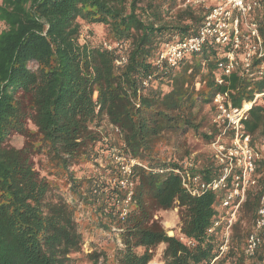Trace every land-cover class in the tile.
Listing matches in <instances>:
<instances>
[{"label":"trees","instance_id":"obj_1","mask_svg":"<svg viewBox=\"0 0 264 264\" xmlns=\"http://www.w3.org/2000/svg\"><path fill=\"white\" fill-rule=\"evenodd\" d=\"M184 2L0 0L5 26L0 31V264H75L84 240L77 218L80 204L92 206L98 225L120 236L108 264H149L161 244L162 264H244L247 258L264 264V239L255 256L244 254L264 191L263 155L257 160L258 185L248 191L222 254L226 222L209 231L218 219L219 193L192 196L173 171L153 174L137 167L132 202L122 216L120 202L113 203L112 197L122 200L124 192L107 182L119 178L112 162L103 168L106 180L99 175L82 179L74 170L97 162L110 144L152 167L186 169L192 163V174L205 181L220 175L212 149L211 160L200 164L190 154L167 158L161 147L190 131L210 145L219 131L204 130L209 119L201 116L203 107L211 104L215 115L218 93L242 106L264 93V78L240 69L225 75L219 62L227 60L230 46L213 41L177 65L159 69L163 45L174 35L196 34L203 23L204 8L184 7ZM258 17L264 36V11ZM85 26L93 31L104 26L106 37L82 42ZM121 49L128 60L119 66ZM260 62L255 59L253 65ZM263 102L264 96L259 97L245 120L246 137L257 153ZM103 119L119 129V144L106 138ZM13 135L24 137V145L11 146ZM36 156H43L38 167ZM176 207L180 225L171 236L155 215ZM88 256L99 264L106 254Z\"/></svg>","mask_w":264,"mask_h":264},{"label":"built area","instance_id":"obj_2","mask_svg":"<svg viewBox=\"0 0 264 264\" xmlns=\"http://www.w3.org/2000/svg\"><path fill=\"white\" fill-rule=\"evenodd\" d=\"M184 7H202L205 16L198 32L194 35H174L172 40L163 45L156 60L159 69L165 66H175L189 54L200 52L207 41H213L221 46H230L226 53L227 60L219 62L220 70L227 76L237 69L252 78H264V36L258 20L260 12L264 11V0H185ZM104 46L112 50L114 45L104 42ZM123 48V47H122ZM122 50V55L116 60L117 65H123L128 58ZM261 62L254 66V60ZM263 60V61H262ZM217 81L224 82L221 76ZM146 85L148 83L146 82ZM264 96L256 94L254 100L245 102L242 106H234L227 93H218L213 98L215 115L214 125L219 133L212 139L210 146L213 156L220 166V175L213 180L205 181L198 174H192V163L184 168H167L164 166H149L141 161L131 158L119 147L113 146L107 154L119 178L113 181V187L124 192V199L117 200L112 197L113 203H119L120 214L125 216L136 185L132 178L137 167L153 173L164 174L173 171L177 174L183 187L192 196H201L207 192L220 194V211L212 232L223 221L226 222L223 235L221 254L228 250L231 229L237 219L241 206L247 198L248 191L258 182V158L264 156V132L260 137L257 153L246 137L245 120L255 101ZM118 132L119 129L116 128ZM107 210V209H106ZM174 235V234H173ZM264 239V191L261 196L258 215L253 230L248 234L244 254L247 257L256 255ZM149 264L154 263L151 261Z\"/></svg>","mask_w":264,"mask_h":264},{"label":"rangeland","instance_id":"obj_3","mask_svg":"<svg viewBox=\"0 0 264 264\" xmlns=\"http://www.w3.org/2000/svg\"><path fill=\"white\" fill-rule=\"evenodd\" d=\"M85 27L81 37L82 42L86 40H93V38L102 40L103 38L106 37L107 29L104 26H99V28L94 31L92 29ZM4 28H5L4 24L0 23V31ZM213 114H214V110L212 111L211 104L210 105L207 104L203 107L201 116L206 115L207 118L209 119L207 120V125L204 129L206 131H209L210 129L215 127L213 121L214 118ZM100 128L101 129L104 128V134H106V138L111 140L110 143L116 145L119 144L120 138L119 135L117 134L118 132L116 131V129L113 130L111 126H108L107 121L105 119H103L102 127ZM259 138H258V143H259ZM24 143H25V139L21 135H13L9 140V144L11 146L21 147L24 145ZM98 146H100L99 143ZM107 146L109 148L110 144H107ZM108 148L104 152H102V155H100V158L97 162L82 164L80 167H76V169L74 170L76 171L77 176L82 179H89L92 176L99 175L101 178H104V180H106L103 168H106L111 164V159L107 154ZM160 153L161 155L164 154L167 155L168 156L167 158H169V156L171 155L172 157L174 156L176 158H181V159L191 155L195 157L200 164L211 160L212 157L211 146L205 143V141L201 138L200 135L195 134L192 131H190L185 135L171 138L169 140V143L162 145ZM39 157L43 158V156H39ZM39 157L38 156L35 157V162L37 163L36 164L37 167L40 164L38 162ZM259 176L260 173H258V178ZM112 179L113 178L107 181L111 185H113V181H114ZM257 185L258 182L255 186H252L250 189H254L255 187H257ZM59 189L66 190L62 186H60ZM94 208H96V206ZM241 210H242V206L237 215V219L232 226L231 235H230L231 237H232L234 225L236 224L241 214ZM77 218H78L79 229L83 233L84 240L82 244L83 251L80 253L79 258L77 259L75 264H92V260L88 255L93 251L96 252L104 251L106 254V256L100 258L99 264L110 263L113 258L115 249L118 247L117 245H121L120 240L119 241L117 240V237L119 239L120 236H115L112 233L105 231L98 225V221H99L98 211L93 210L92 206L89 205L83 206V204H80ZM155 219H158L161 222L168 235L172 236L173 234L177 233V230H179L180 218H179L178 207L166 211L163 210L158 211L157 214L155 215ZM241 225L243 227L247 225L246 219L242 221ZM164 247L165 245L161 244L154 249L155 257L152 260L154 261V263L155 261L156 263H161L160 260L163 254ZM106 257L108 258L107 259L108 261H104ZM244 264H256V263H254V260L252 258H247Z\"/></svg>","mask_w":264,"mask_h":264},{"label":"bare ground","instance_id":"obj_4","mask_svg":"<svg viewBox=\"0 0 264 264\" xmlns=\"http://www.w3.org/2000/svg\"><path fill=\"white\" fill-rule=\"evenodd\" d=\"M172 232V231H171Z\"/></svg>","mask_w":264,"mask_h":264}]
</instances>
